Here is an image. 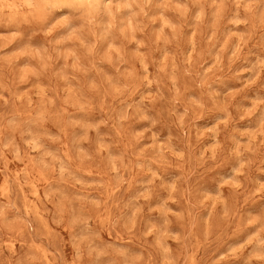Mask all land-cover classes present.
I'll use <instances>...</instances> for the list:
<instances>
[{"label": "clouds", "instance_id": "9594fccd", "mask_svg": "<svg viewBox=\"0 0 264 264\" xmlns=\"http://www.w3.org/2000/svg\"><path fill=\"white\" fill-rule=\"evenodd\" d=\"M0 264H264V0H0Z\"/></svg>", "mask_w": 264, "mask_h": 264}]
</instances>
